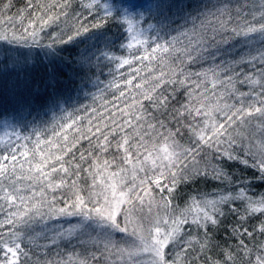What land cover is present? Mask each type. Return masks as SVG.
<instances>
[{
    "label": "snow or ice",
    "instance_id": "6c2138e0",
    "mask_svg": "<svg viewBox=\"0 0 264 264\" xmlns=\"http://www.w3.org/2000/svg\"><path fill=\"white\" fill-rule=\"evenodd\" d=\"M59 7L61 13L67 15L71 4L65 2ZM80 7L96 22L80 23L78 17L79 27L68 32L48 33L46 38L37 32V26L24 29L19 35L0 34V41L8 45L0 49V77H11L6 83L13 107L10 118L0 114L6 129L0 136V264H144L145 255L150 257L147 264H218L207 255L213 248L220 247L211 244L208 230L222 225L228 214L238 217L231 234L239 240L237 247L250 256L248 264H264V241L254 246L255 252L245 244V238L251 242L256 235L264 237V219H260L258 225L251 223V231L248 226L257 213L264 217V194L249 195L251 182L243 177L233 179L234 174L224 169L227 161H237L254 169L264 180V50L258 55L249 54L248 58L241 55L229 61L225 59L229 50L221 47L229 43V32L231 36L245 37L258 33L264 40V3H260L256 11H243L244 5H233L231 0H208L193 11H189L193 5L185 0H87L81 2ZM2 8L10 10L11 0ZM101 11L103 15H99ZM20 12L18 10V15ZM45 15L39 19L47 24L52 17L45 18ZM0 19H3L2 14ZM109 19L120 33L118 41L110 39L107 33H94L95 42L79 50L71 61L62 55L67 48L61 46L82 43L76 37L88 33L90 28L104 27ZM165 36L171 38L165 40ZM88 40H93V36ZM133 48L136 51L127 56L123 54ZM145 60L170 61L175 66L173 77L177 72L183 77L168 80L173 84L183 85L186 80L195 78L192 87L197 88L202 79L208 81L211 75V97L205 88L199 99H195L193 92L186 88L188 102L173 95L175 104H172L162 92L155 98L144 92L143 98L149 100L151 108H158L159 115L147 111V118L133 116L136 125L128 121L115 125L120 129L113 137L120 156L117 171L108 177L110 180L124 171L121 165H131L133 173H141L139 183L133 180L131 185H125L124 178L120 177L115 182L96 185L99 172L94 171L90 175L100 191L89 188L86 195L81 194L73 180L58 198L55 193L65 187L69 168L64 167L62 156L55 157L56 163L51 162L52 155H46L41 148V144L51 145V140L41 139V134L64 141L63 146L56 145L61 153L71 152L68 135L63 133L77 124L81 111L88 112L87 105L78 107L75 101L82 94L91 95L92 88L100 91L115 88L123 96L116 75L131 85L132 79L124 77L120 69L125 65L131 68L134 61L143 63ZM204 63L209 65L207 69L198 72L189 69L190 65L202 67ZM242 63L251 65L252 71L246 73L233 67ZM38 65L43 66L45 73L39 84L32 78V69ZM105 70L112 79L105 77L107 82L101 89L100 78ZM234 76L241 84L259 85L255 95L247 94V104L243 99L246 94L238 89H228L227 97L215 91L217 82L231 85ZM163 79L161 72L149 91L159 88ZM136 87L139 89L140 84ZM138 111L146 110L141 105ZM92 112L95 113V109ZM50 114V119H42ZM251 118L260 121L259 139L252 133L244 136L237 132L238 128L249 124ZM124 123L132 128V133L125 131ZM105 128L107 131L96 127V132L100 133L97 140L103 141L96 146L98 153H106L112 145L109 136L115 128L108 125ZM28 130L30 135L23 134ZM75 131L80 129L77 127ZM76 141L77 137H73L71 146L74 147ZM80 159H84L83 153ZM87 162L90 167H99L91 155ZM114 162L115 154L112 162L103 159L100 171ZM26 164L27 189L19 183L25 177L17 174L24 171ZM81 171L84 169L77 163L72 175L79 176ZM58 172L64 176H54ZM197 179L217 181L218 191L191 197L183 209L173 208L171 225L168 219L158 217L150 220L147 228L137 223L129 231L130 218L137 208H142L145 196L152 200L159 196L164 209L168 210L178 195L179 185ZM35 185H40L38 197ZM46 190L52 191L50 198L45 195ZM237 201L241 202L243 212L232 207ZM57 221L62 223H53ZM183 225H188V230L181 235ZM162 227L168 231L162 232ZM193 231L197 235L203 232L198 246L193 245ZM117 234H124L119 241L115 239ZM38 237L49 242L40 246L39 255L31 247ZM125 237L131 238V242ZM170 241L172 247L166 253ZM223 254L227 257L224 264H230L231 253Z\"/></svg>",
    "mask_w": 264,
    "mask_h": 264
},
{
    "label": "trees",
    "instance_id": "16d2710c",
    "mask_svg": "<svg viewBox=\"0 0 264 264\" xmlns=\"http://www.w3.org/2000/svg\"><path fill=\"white\" fill-rule=\"evenodd\" d=\"M7 2L8 0H0V14L3 15V19H0V34H7L8 36H12L13 33L19 35L24 29H30L31 26H37V32H39L46 38L48 33L68 32L73 27H79V24H77L78 17L80 19V23L90 25L91 23L96 22L92 19V16L89 15L86 10L80 7L81 2L86 3L87 0H31V3L29 2V0H11L10 10L2 8V6ZM65 2L71 4V8L68 9L67 15L62 14L61 8L59 7V5ZM185 3H191L193 5V9H189V11H193L197 6L202 7L204 4H207L208 0H185ZM231 3L233 5H244L245 7L243 11H256L259 4L264 3V0H231ZM37 5H39L38 8L36 7ZM18 10H21L19 15ZM73 11H75L76 15H73ZM41 15H45V18H47V16H51L52 20H49L47 24H44L43 21L39 19ZM93 15H95V13ZM99 15H103V12L101 11ZM84 17H87V19H84ZM258 19L259 13L257 12V20ZM151 23L155 22L151 21ZM234 26L235 25H230V27ZM241 26H243V18H241ZM143 27L146 28L147 25H144ZM94 33H107L108 37L113 41H118L120 37V33L117 27L109 19L108 23L104 27L99 29L90 28V31L88 33L76 37V40L78 42L83 41L82 43H74L68 44L66 46H61L67 48V51L63 52L62 55L67 60L71 61L79 50L95 42L96 37L93 35ZM175 34L176 33H172V35ZM89 36H93V40H88ZM228 36L229 43L221 45V47L229 50V54L225 57V59L229 61H232L233 59H239L241 55L245 56V58H248L249 54L258 55L260 51L264 50V40L261 39L258 33H253L249 37H245L243 35L231 36V33L229 32ZM170 38V36L164 37L165 40ZM160 42L163 43V40H161ZM149 44H151V40L149 41ZM6 47H8L6 42L0 41V49H4ZM11 47L15 48L16 46L12 45ZM134 51H136L135 48L125 51L123 54L127 56L129 52ZM117 54L119 55L120 53L118 52ZM174 67L175 66L172 65L170 61L152 60L151 62H149L145 60L143 61V63L134 61L131 68L128 65H125L124 68L120 69V72L124 74V77L132 79L131 85L126 84L119 74L116 75V80L117 82H119L120 88L124 91L123 96H120L119 91L115 88L104 91H100L97 88H92L91 95L85 96L82 94L78 98V100L75 101V103L78 107L81 105H87L88 112L85 113L81 111V119L77 121V124L74 125L72 129H66L63 133L68 135V146L71 147V152L67 154L61 153L56 145L59 144L63 146L65 144L64 141L59 140L57 137H45L43 134H41V139L47 138L51 140V145L41 144V148L45 149L46 155H52L53 160L51 162L56 163L55 157L62 156L63 161L65 162L64 167L69 168V174L65 177V187L62 189H58L55 193L58 198L62 196L65 191H67V186L70 185L73 180L76 183L77 189L81 190V194L86 195L89 188H92L94 192L100 191L99 187L93 185V177L92 175H90V173L94 171L99 172V175H97L96 177V185H100L101 183H103L106 177L105 175L112 173V170L116 168V163L119 162L118 160L120 154H118V152L116 151V140L113 137L117 132H119L120 129L118 127H115V125L123 121H128L132 125H136L137 121L133 119V116L145 115V118H147V111H151L154 115H159L158 108H151L149 100L143 98L144 92H147L148 95L152 96L153 98H155L158 93L162 92L165 96L169 97V101L172 104H175V101L172 100L173 95H176V97L182 102H188L189 97L185 92L186 88L193 92L195 99H199V94H202L201 90L205 88L209 98L211 97V75H209L208 81H203L202 79L199 87L197 88L192 87L195 78L186 80L183 85L173 84L169 83L168 80L173 78L177 80L183 79V77L179 76L178 72L176 73L175 77H173L172 70ZM208 67L209 65L207 63H204L202 67L201 65H190L189 69L192 72H198L207 69ZM233 67L238 68V70H242L246 73L252 71L251 65H244L243 63L239 66L233 64ZM161 72L164 73V79L160 87L154 89L153 91H149L157 78H160ZM44 76L45 73L43 66L38 65L36 68L32 69V78L35 83L39 84L44 79ZM105 77H107L106 70L105 75L101 76L100 78L101 89L103 88V84L106 83L107 80L112 79L111 77H107L106 80ZM133 77L135 78L133 79ZM10 80L11 77H0V114H3L4 118H10V114L13 111V107L10 102V93L7 91L9 84L6 83V81ZM137 84H140L139 89L136 87ZM228 89H231L233 91L238 89V92L245 93L246 95L243 99L245 104H247L249 102L247 94L249 92H252L253 95H255L256 92L259 91V85L241 84L238 80L235 79L234 76V82L231 85L227 83L222 85L221 83L217 82L215 91L217 93H222L224 97H227ZM141 105H143V108L146 111H138V109L141 108ZM176 107H179V105L176 104ZM92 109H95V113L92 112ZM89 117L91 118V123H89ZM102 117L103 119H101ZM50 118L51 114L48 117L42 116V119L45 120ZM160 118L163 119V117ZM36 123L37 125H39V121H37ZM153 123H155V121H153ZM105 125L115 128L113 134L109 136V140L112 141V145L106 153H98L95 151L96 146L98 143H103V141L97 140V137L100 136V133L96 132V127H100L101 131H107ZM77 127L80 129L79 132L75 131ZM123 127L125 131H127L128 133H132V128H130L127 123H124ZM245 127L246 129L250 128L249 124H246ZM242 129L243 127L238 128L237 132L240 133V131H243ZM5 130L6 129L4 128L3 120L0 119V136L4 135ZM8 131L11 130L8 129ZM139 131L140 129H137V132ZM23 134L30 135L31 132L30 130H28ZM73 137H77V141L74 147L71 146L70 143L73 140ZM89 139H91L92 141L91 144L89 143ZM129 139H132L131 135L129 136ZM33 143H35V139H33ZM28 147L31 148L32 144H29ZM81 153L84 154L83 160L80 159ZM113 154H115L116 156V162L111 163V166L107 169H103V171H100V169L103 167V159H108L110 162H112ZM90 155L93 159L97 160V164L99 165V167L94 168L89 166L87 161ZM73 156L75 157L74 159H72ZM29 158L31 159V153H29ZM37 159H39V157H37ZM77 163L81 165L84 171H81L79 176H74L72 175V169ZM27 168L28 165L26 164L24 171H18L17 173L18 175L25 177L19 183L23 184L26 189L27 185L29 184V181L26 179ZM57 168H59L58 163ZM108 169L109 171H107ZM224 169L230 174H234L233 179H235L236 177H243L245 178L246 182H251V191L249 192V195H252L253 193L264 194V180H261L259 178L258 173H256L254 169L246 168L243 164H240L237 161H227L224 164ZM47 170L48 169L46 168L45 171ZM56 175L64 176L62 172L54 174V176ZM163 182L164 181L162 180V183ZM217 184V181H204L200 179L190 180L187 184L181 183L176 190L178 195L174 194L176 195V198L172 200V204L168 209L169 213H172V209L176 206H179L180 209L185 208L187 201H189L191 197L199 198V196L202 194H208L218 191ZM34 187L38 197L40 185H35ZM68 194L71 195V193ZM45 195L50 198L53 193L51 190H46ZM156 198L159 199V196H156ZM254 198H258V196H254ZM57 206L60 205L58 204ZM232 207H235L243 212V207L240 201L235 202ZM224 208L225 212L227 213L228 206L225 205ZM237 219L238 217H236L234 214H228L227 219L222 225L214 229L212 227L209 228L208 233L212 238L211 244H218L220 246L218 248H213L207 253L212 261H217L218 264H224V261L225 259H227V257L223 253L230 252L232 255L230 264H248L250 256L246 254L242 249H239L237 247L239 240L231 234L232 226L236 224ZM260 219H264V217H260L259 213H257L256 218H254L248 225L250 231V224L256 223L258 225ZM53 223H62V221ZM182 228L184 231L181 233V235H184V232H187L188 230V225H183ZM202 238L203 232L197 235L196 232L193 231L192 242L194 246H198V241L202 240ZM261 241H264V237H261L259 235H256L255 240L251 242L248 240V238H245V244H247L248 248L252 249L253 252H255L254 246L258 247L259 242ZM48 243L49 242L47 240L38 237L34 240V243L31 247H33V249L39 255L42 252L40 246ZM211 244L209 245V247H211ZM171 247L172 243L170 241L168 247L165 248V252L167 253L168 248ZM176 250L179 251V247ZM188 251H191V249H188Z\"/></svg>",
    "mask_w": 264,
    "mask_h": 264
},
{
    "label": "rangeland",
    "instance_id": "374dc122",
    "mask_svg": "<svg viewBox=\"0 0 264 264\" xmlns=\"http://www.w3.org/2000/svg\"><path fill=\"white\" fill-rule=\"evenodd\" d=\"M259 124H260V121L256 120L255 118H251L250 123H249L250 128L246 129V127L244 125V126H242L243 131H240V133L244 136H247L249 133H252L255 139H259L260 138V131H261ZM122 151L123 150L121 149V152ZM118 154H120V153L118 152ZM136 163H137V161L133 158V164H136ZM121 166L124 168V171L120 172L117 176L111 177L110 180L108 179L109 174L105 175L106 177H105L103 183L115 182V181L119 180L120 177H123L124 178L123 183L125 185H131L133 180H135V183L138 184L141 173H138V172L133 173L131 165H121ZM109 169L107 171H109ZM112 171L116 172L117 169L114 168ZM117 191H119V185H118ZM153 195H155V194L153 193ZM158 217H164L165 219H168L169 225H171V213H169L168 210L164 209L163 204H161L159 199L156 198L155 200H152L151 197L145 196L142 208H137L130 218L132 220V224L129 225V231H131L132 228L135 227V225L137 223H139L142 227L147 228L149 226V221L156 219ZM166 231H168V229L162 227V232H166ZM123 235L124 234H117L115 239L119 241L121 239V236H123ZM125 238L129 239V242H131V238H127V237H125ZM125 246H127V245H125ZM149 259H150V257L145 255L143 257L144 264H147Z\"/></svg>",
    "mask_w": 264,
    "mask_h": 264
}]
</instances>
